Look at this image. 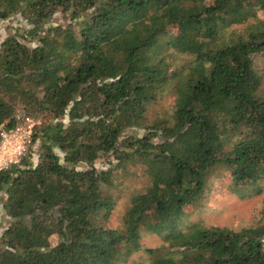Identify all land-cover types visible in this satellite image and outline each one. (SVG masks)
Listing matches in <instances>:
<instances>
[{
	"label": "trees",
	"instance_id": "trees-1",
	"mask_svg": "<svg viewBox=\"0 0 264 264\" xmlns=\"http://www.w3.org/2000/svg\"><path fill=\"white\" fill-rule=\"evenodd\" d=\"M13 18L0 131L43 122L0 179V264H264V208L202 217L262 192L264 0H0ZM132 168L149 181L115 228Z\"/></svg>",
	"mask_w": 264,
	"mask_h": 264
},
{
	"label": "rangeland",
	"instance_id": "rangeland-1",
	"mask_svg": "<svg viewBox=\"0 0 264 264\" xmlns=\"http://www.w3.org/2000/svg\"><path fill=\"white\" fill-rule=\"evenodd\" d=\"M20 27L19 19L13 18L6 23L0 25V44L4 39L9 36L15 28ZM11 29L12 31H9ZM259 66L264 69V59L258 60ZM171 96L167 97V101L161 103L157 108L164 109L168 107L171 102ZM42 124L43 120L40 118L37 120ZM96 165L99 167L101 163L98 161ZM130 174L126 175L124 180L120 181L118 192L120 193L118 197V206L115 212V216L112 220V226L118 227V218L124 213L130 196L141 192L144 187L148 184V178L142 169L132 168ZM262 189L261 194L251 196L248 199L240 200L235 199L231 196L226 195L224 192H217L212 196L207 204V212L210 216H205L203 218L207 220L208 223L212 225H219L223 227H229L233 229L242 228L250 224H254L260 217L261 210L264 208V185L260 187ZM144 245L147 247H156L162 243V240L158 236H144ZM138 256L136 257V259ZM145 261V258H141ZM132 264V263H129Z\"/></svg>",
	"mask_w": 264,
	"mask_h": 264
},
{
	"label": "built area",
	"instance_id": "built-area-1",
	"mask_svg": "<svg viewBox=\"0 0 264 264\" xmlns=\"http://www.w3.org/2000/svg\"><path fill=\"white\" fill-rule=\"evenodd\" d=\"M39 126L37 119L26 117L16 127L0 131V179L4 173L22 164L35 144Z\"/></svg>",
	"mask_w": 264,
	"mask_h": 264
}]
</instances>
